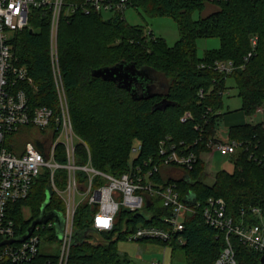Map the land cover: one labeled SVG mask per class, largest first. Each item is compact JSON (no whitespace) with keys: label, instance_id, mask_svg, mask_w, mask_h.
Segmentation results:
<instances>
[{"label":"trees","instance_id":"trees-1","mask_svg":"<svg viewBox=\"0 0 264 264\" xmlns=\"http://www.w3.org/2000/svg\"><path fill=\"white\" fill-rule=\"evenodd\" d=\"M81 1L66 0L67 4ZM208 4L214 5L216 10L195 20L193 14L203 12ZM132 7L150 17L172 18L178 26L179 40L168 46L163 38L132 27L126 20H105L96 14L77 13L60 24L59 62L74 130L89 148V152L84 146L77 148V164H88L90 154L95 169L121 174L130 164L135 142H139L142 149L133 164H160L159 147L164 140L184 143L197 154L198 163L194 171L189 172V180L176 181L181 196L194 193L201 202L222 198L229 214L239 219L245 212L246 219L255 222L251 210L260 208L264 213V122H244L229 127V139L240 142L242 147L232 155L233 172L215 173L213 184L206 183L211 174L205 157L211 153L207 144L217 138L225 116L221 110L229 78L235 82L242 100L241 111L246 118L264 111V0H132ZM43 12H36L34 32L19 33L13 40V48L38 87L37 92L31 94L32 106H47L59 111L49 54L50 20ZM255 37L258 38L257 46L253 48L251 40ZM200 38H218L219 49L207 51L199 58L196 42ZM251 52L252 57L245 61ZM228 61L243 68L229 75L215 69L217 62ZM120 63L163 75L168 80L166 92L140 91L139 96L144 98L135 99L116 83L92 76L95 70ZM163 100L170 106L154 112V107ZM186 112H190L193 119L183 123L181 118ZM28 132L27 135L31 134ZM21 134H25L24 130L8 140L13 153L23 149L25 143L20 144ZM39 137L29 141L42 152ZM55 160L59 164L67 163L62 145L56 150ZM61 175L65 177L66 172L62 171ZM57 181L59 187L64 188L65 182ZM49 191H52L49 179L42 175L27 200L15 205L12 216L18 236L41 215ZM25 207L31 209L30 220L23 217ZM46 211L60 215L65 212L64 203L55 193ZM85 213H89L86 205L80 214L77 211V236L68 264H126L119 255L118 242L127 240L140 223L165 227L162 216L167 210L163 207H151L141 213L123 210L114 231L107 233H94ZM122 220L126 224L124 229ZM184 224L185 230L175 233L170 242H144L170 247L173 252L181 251L186 264H213L224 247V235L207 225L199 214L188 216ZM42 233H46L45 230ZM51 233V239L58 241L56 231L52 229ZM179 240H183V244ZM233 242L239 264H259L261 254L235 238ZM50 258L57 264L56 256L45 253H40L36 263L42 264ZM0 264L12 263L4 260Z\"/></svg>","mask_w":264,"mask_h":264},{"label":"built area","instance_id":"built-area-1","mask_svg":"<svg viewBox=\"0 0 264 264\" xmlns=\"http://www.w3.org/2000/svg\"><path fill=\"white\" fill-rule=\"evenodd\" d=\"M129 7H132V0H83L74 4H67L66 0H0V243L20 237L16 233L13 209L16 204L27 200L36 180L47 175L53 193L65 205L63 232L58 240L60 251L57 255L46 253L56 256L57 264L69 262L76 232L75 217L81 204L91 207L93 211L91 229L107 233L114 231L120 209L141 213L155 206L154 198H159L167 210V214L162 216L165 227L140 223L128 235L130 241L170 242L175 233L185 230L184 223L188 216L199 214L207 225L224 235V247L213 264H239L233 238L264 257V213L260 208L251 210L250 214L255 220L252 222L246 219L245 212L239 219L229 214L222 198H208L201 202L196 196L193 205L184 202L189 194L182 197L176 181L186 178L198 163L197 154L184 143L164 140L159 147L160 164H133L142 149V145L135 142L131 148L130 164L121 174L95 169L90 154L88 164H77V148L84 146L88 152L89 148L74 130L59 62L60 24L77 13L85 16L111 15V18L125 20V11ZM38 11H44L50 20L49 54L59 111L47 106H32L31 94L37 92L38 87L13 48V40L19 33L25 30L34 32L33 24ZM257 40V37L251 40L253 48L257 46ZM252 53L247 55L245 61L252 57ZM238 68L243 67H237L231 61L215 64V69L226 75ZM200 95H203L202 91ZM192 119V114L186 112L181 122ZM34 129L43 135L39 137L42 152L32 141H27L20 153L9 150L8 140L13 134L22 130L28 134ZM60 145L65 148L66 164H59L55 160ZM207 147L210 154L232 156L242 144L217 137L210 140ZM58 171L66 172L65 177L60 179L65 182L64 188L58 185ZM148 202L150 207L147 206ZM52 229L56 231L55 223L49 220L37 226L25 242L0 247V262L8 260L12 264H38L36 262L45 235L42 231L48 233ZM179 242L183 244V240ZM42 264H53V261L50 258Z\"/></svg>","mask_w":264,"mask_h":264},{"label":"rangeland","instance_id":"rangeland-1","mask_svg":"<svg viewBox=\"0 0 264 264\" xmlns=\"http://www.w3.org/2000/svg\"><path fill=\"white\" fill-rule=\"evenodd\" d=\"M216 7L208 4L203 12H195L193 18L195 20L205 17L210 13L214 12ZM126 22L135 28L143 29L147 33H152L156 38H163L168 46H173L179 40L180 35L178 31L177 23L170 17H150L143 13L140 9L137 10L133 7H129L125 11ZM103 18L108 20L111 15H104ZM197 55L202 58L207 51L218 50L220 47V40L218 38H200L196 42ZM155 87L153 88V94H164L168 87V80L161 74L153 72ZM227 90L223 94L224 107L221 113L225 114L224 119L220 125L217 137L227 138L228 126L234 123L247 122L250 124H258L264 122V111L257 112L252 117L246 118L241 111L242 100L239 97L238 90L235 86V82L232 78L227 80ZM30 133V132H29ZM41 134L37 130L31 131V134H21L22 140L21 145L26 143L30 139L39 137ZM222 136V137H221ZM11 142V141H10ZM8 142V145L9 143ZM10 148V147H9ZM209 158L210 164V177L206 179V183L213 184V175L219 171L225 170L227 172H233L234 163L231 155H222L221 153H214L213 156H206ZM62 171L57 172V179L60 180L63 175ZM155 208L163 207L162 201L159 198H154ZM85 204L79 206V214ZM88 207V206H87ZM89 213H85L84 217L88 218V223L91 224L93 211L91 207H88ZM120 209L117 218L120 220L121 212ZM23 217L25 220H30L32 217L31 209L25 207L23 209ZM122 229L126 227L125 221H121ZM51 232L45 233L42 238L41 253H49L57 255L60 251V242L51 239ZM119 255L125 260L126 264H152L159 262L163 264H186L184 256L181 251L173 252L170 247H163L155 243H149L144 241H130L121 240L117 244Z\"/></svg>","mask_w":264,"mask_h":264},{"label":"water","instance_id":"water-1","mask_svg":"<svg viewBox=\"0 0 264 264\" xmlns=\"http://www.w3.org/2000/svg\"><path fill=\"white\" fill-rule=\"evenodd\" d=\"M30 33H33L30 30ZM150 72H153L149 69H137L135 65L133 64H125L120 63L113 67L108 68H102L98 69L92 72V76L94 78H101L105 82H114L116 83L120 88L127 90L132 94V97L135 99H142L143 96H139V89L138 87L142 88V91L148 93L150 88ZM170 106L167 103V100H163L159 104H157L153 111H164L166 108ZM186 180H189V176L185 178ZM53 191H49L48 193V199L45 202L41 215L36 218L34 221L31 222L30 226L28 227L27 231L20 237L12 239V240H4L0 243V247L5 245H11L14 243H23L26 240H28L32 234L34 233L35 229L39 225L46 224L49 220H53L55 223V229L57 233L58 240L62 237L63 232V217L62 215L55 213V212H47V206L49 205L50 198L52 197ZM196 201V195L194 193H190L186 199L184 200L185 203L188 205H193ZM148 207H150V202L147 204ZM96 233V232H94ZM76 233L74 236V239L76 237ZM259 264H264V257L261 258Z\"/></svg>","mask_w":264,"mask_h":264},{"label":"flooded vegetation","instance_id":"flooded-vegetation-1","mask_svg":"<svg viewBox=\"0 0 264 264\" xmlns=\"http://www.w3.org/2000/svg\"><path fill=\"white\" fill-rule=\"evenodd\" d=\"M150 81H151V83L149 84L150 85V88H149V91L151 92V93H153V88L155 87L154 85H155V81H154V76H153V72H150ZM138 89H139V91H141L142 92V88L141 87H138Z\"/></svg>","mask_w":264,"mask_h":264},{"label":"crops","instance_id":"crops-1","mask_svg":"<svg viewBox=\"0 0 264 264\" xmlns=\"http://www.w3.org/2000/svg\"><path fill=\"white\" fill-rule=\"evenodd\" d=\"M244 122H245V121H244ZM244 122H242V123H244ZM240 123H241V122H240ZM234 124H239V123H234ZM234 124H231V125H234ZM231 125H230V126H231ZM230 126H228L227 128L229 129ZM221 137H222V136H221ZM222 139H223V140L229 139V137H228V130H227V138H223V137H222ZM209 155H210V156H213L214 154H209ZM209 155H208V156H209ZM205 159H206V158H205ZM208 159H209V158H207L206 161H207V163L209 164V160H208Z\"/></svg>","mask_w":264,"mask_h":264}]
</instances>
